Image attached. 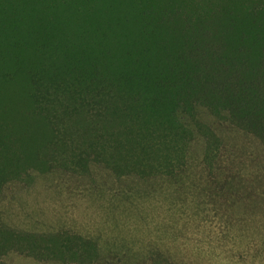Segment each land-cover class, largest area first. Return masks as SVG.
Returning <instances> with one entry per match:
<instances>
[{"label": "trees", "instance_id": "16d2710c", "mask_svg": "<svg viewBox=\"0 0 264 264\" xmlns=\"http://www.w3.org/2000/svg\"><path fill=\"white\" fill-rule=\"evenodd\" d=\"M34 191L264 264V0H0V264H120Z\"/></svg>", "mask_w": 264, "mask_h": 264}, {"label": "rangeland", "instance_id": "374dc122", "mask_svg": "<svg viewBox=\"0 0 264 264\" xmlns=\"http://www.w3.org/2000/svg\"><path fill=\"white\" fill-rule=\"evenodd\" d=\"M32 197H28L22 195L19 197V201L22 204L31 205L33 207L29 210V214L23 215V219H35L37 221H42L46 223L59 224L66 223L67 225L75 228L76 230H90L96 231L97 229H103L109 231L107 234H104L103 238V246L106 249H114L117 253H124L126 256L123 258L120 264H151L150 261H146L144 263V259H138L137 257H132L128 252L131 253V248L135 250H143L147 249V247H155L163 248V250L169 251L173 256H186L189 258L190 262H185V264H234L229 262V258L227 255L220 253V250L214 249L218 244L215 239H211L212 244L205 242V248L200 247L198 242L192 240L198 239L197 236L201 237L203 240L205 236L202 233H198L195 230L196 235H192L189 231L186 234L179 232H172L165 230V228L161 229L158 227L160 225V220L154 216V220L151 216L150 220L148 219L141 229H132L133 233H131L128 229H123L120 224L116 222L114 218L104 219L92 215L89 211L80 210H72L68 209L70 201L68 202L66 199L59 200L58 196L54 193L46 194L41 191H34ZM39 198V199H37ZM44 203V205H42ZM57 203L60 207V212L58 215H55L54 212L47 210L48 205H52ZM44 208L37 212L36 209ZM157 212V211H156ZM75 213V214H74ZM155 213V212H154ZM163 217V214L160 218ZM32 219V221H33ZM119 224V226H117ZM92 229V230H91ZM116 238L121 239V241L116 242ZM128 250V251H127ZM8 264H40L31 259L20 257V256H11L8 259ZM241 264V263H235Z\"/></svg>", "mask_w": 264, "mask_h": 264}]
</instances>
